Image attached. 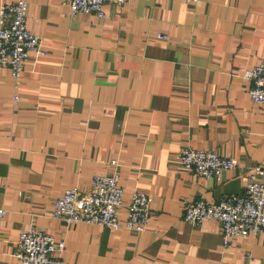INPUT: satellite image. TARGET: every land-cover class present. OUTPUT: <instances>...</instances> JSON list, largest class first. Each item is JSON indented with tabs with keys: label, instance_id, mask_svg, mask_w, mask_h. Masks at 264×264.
Listing matches in <instances>:
<instances>
[{
	"label": "crops",
	"instance_id": "obj_1",
	"mask_svg": "<svg viewBox=\"0 0 264 264\" xmlns=\"http://www.w3.org/2000/svg\"><path fill=\"white\" fill-rule=\"evenodd\" d=\"M103 9L99 19L66 0H28L26 27L43 54H29L17 87L0 68V264H21L17 239L29 227L53 236L60 264H264V232L225 246L218 221L183 220L191 201L241 194L264 160V107L243 77L264 59V0ZM185 149L237 167L205 179L183 167ZM114 171L124 204L133 192L151 197L143 231L52 216L66 190Z\"/></svg>",
	"mask_w": 264,
	"mask_h": 264
},
{
	"label": "built area",
	"instance_id": "obj_2",
	"mask_svg": "<svg viewBox=\"0 0 264 264\" xmlns=\"http://www.w3.org/2000/svg\"><path fill=\"white\" fill-rule=\"evenodd\" d=\"M66 1L71 13H93L102 19L105 17V3L113 1L122 6L131 0ZM27 8L28 0H12L0 7V68L9 70L15 87L18 86L24 61L29 54H43L40 38L26 27ZM243 77L250 82L249 96L252 103L264 107V59L256 66L245 69ZM180 161L185 169L216 181H221L226 171L237 167L230 158L220 157L210 150L185 149L180 154ZM122 192L117 172L97 174L93 176L87 191L80 192L72 188L58 197L52 216L67 225L82 222L107 229L124 226L136 232L143 231L150 218L151 197L133 192L129 202L124 204ZM122 208L125 209L123 224L119 221ZM4 215L5 210L0 208V221ZM183 220L193 225L205 220L218 221L225 246L235 238L264 232V160L252 169L241 194L225 196L214 203L191 201L184 209ZM57 249L52 235L29 227L19 233L16 257L21 264H60L53 256Z\"/></svg>",
	"mask_w": 264,
	"mask_h": 264
}]
</instances>
